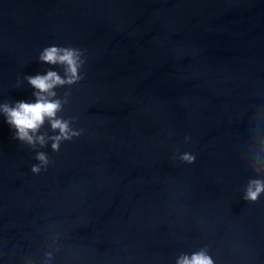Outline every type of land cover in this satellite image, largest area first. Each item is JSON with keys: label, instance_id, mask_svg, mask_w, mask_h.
<instances>
[{"label": "water", "instance_id": "95a60500", "mask_svg": "<svg viewBox=\"0 0 264 264\" xmlns=\"http://www.w3.org/2000/svg\"><path fill=\"white\" fill-rule=\"evenodd\" d=\"M48 46L85 52L55 89L84 134L32 149L0 115V264H264V0H0V103L64 76Z\"/></svg>", "mask_w": 264, "mask_h": 264}, {"label": "clouds", "instance_id": "9594fccd", "mask_svg": "<svg viewBox=\"0 0 264 264\" xmlns=\"http://www.w3.org/2000/svg\"><path fill=\"white\" fill-rule=\"evenodd\" d=\"M84 57V50L72 46H48L41 51L39 60L49 65L62 66L64 76L54 70H48L44 75L25 76L24 79L36 90L33 93L35 101L0 103V115L6 118V122L14 130V139L32 149H36L37 145L44 148L51 142L52 150L59 152L63 143L84 134V129L74 127L78 117L65 118L60 115L64 111V105L69 102L70 93H65L62 100L57 98L55 91L57 87L72 86L84 79L81 74V69L86 63ZM45 123L50 125L52 135L40 134ZM186 140H190V137H186ZM176 158L174 155L173 159ZM35 159L38 163L32 165L31 171L37 175L47 171L53 163L44 151H37ZM179 159L187 164H193L196 155L184 152L179 155ZM262 194H264V178H253L248 181L243 199L255 203L260 200ZM45 255L50 261L52 253L48 252ZM176 264H215V262L207 249H201L191 254H181L176 259Z\"/></svg>", "mask_w": 264, "mask_h": 264}]
</instances>
